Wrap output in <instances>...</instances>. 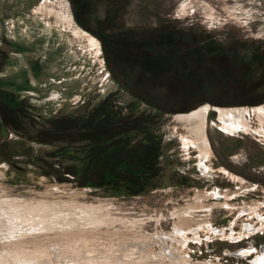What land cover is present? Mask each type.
I'll return each mask as SVG.
<instances>
[{
    "label": "rangeland",
    "instance_id": "374dc122",
    "mask_svg": "<svg viewBox=\"0 0 264 264\" xmlns=\"http://www.w3.org/2000/svg\"><path fill=\"white\" fill-rule=\"evenodd\" d=\"M62 1L73 14L71 0H0V264H251L264 250V120L251 111L246 130L226 133L213 108L210 168L202 170L198 149L183 140L194 122L176 114L203 102L264 101V82L253 83L264 76L261 56L244 58L255 70L249 82H226L215 74L214 42L203 39L222 29L249 33L250 49L259 50L264 0H84L94 29L115 37L140 30L141 38L157 31L164 40L170 32L183 41L157 49L140 42L138 58L122 56L114 71L95 33H74L57 17ZM159 49L173 61L148 68ZM54 202L97 204L103 219L59 222L45 210ZM189 205L193 216L183 212ZM181 221L184 247L153 236ZM136 240L159 254L163 243L181 246L186 257L125 258Z\"/></svg>",
    "mask_w": 264,
    "mask_h": 264
},
{
    "label": "bare ground",
    "instance_id": "6f19581e",
    "mask_svg": "<svg viewBox=\"0 0 264 264\" xmlns=\"http://www.w3.org/2000/svg\"><path fill=\"white\" fill-rule=\"evenodd\" d=\"M63 6L59 8V10H56L55 13L57 17L60 19V21L63 23L65 27H68L70 30H72L74 33L78 34H89L88 31L83 29L81 26H79L73 16V14L70 12L68 5L63 4L64 2H60ZM42 8H46V4H41ZM60 5V4H59ZM98 39V38H97ZM94 37H91V41L93 44L99 46V39L97 40ZM215 109L218 120L217 122L221 125V127L224 129L226 133H234V132H240L241 130H246L248 126L251 124V121L249 120V116H251V111L255 112L258 117H260L262 120H264V103L257 105V106H233V107H221V106H212L209 102H205L197 106L196 108L187 111V112H180L176 114V117L179 120H187V121H193V123H190L188 129L189 134L183 135V140L185 142V146L191 148V146L195 147L199 151V165L202 170H208L209 164L207 162L209 156L211 155V145L210 140L207 134V126L206 122L208 121V115H210L211 110ZM216 123V122H215ZM213 154V153H212ZM216 195H220L219 191L215 193ZM65 204H57L49 203L47 208L45 209L46 212H48L51 216L56 218L59 222H63L65 224H88L95 222L96 220L103 219V216L98 214L99 210H101V207L99 205H88L84 204L78 207H72L70 209H67ZM194 205V204H193ZM205 204H201L199 206H204ZM191 205L188 206L187 210H184L183 212H188L189 216H193L191 213ZM194 208V207H193ZM183 212L179 213V216L182 218L181 220H189L190 218L183 214ZM260 217V216H259ZM181 221L180 223H175L172 232L171 233H163L161 235H153L156 237L162 238V241H166L169 238L171 240H177L182 244V247L185 246V243H187V240H181L179 239L180 236H186L187 229L183 226ZM255 225L249 224L247 226V229L250 231H253V228ZM197 227L195 228V230ZM254 231H256L254 229ZM253 231V232H254ZM155 238L153 237V241ZM163 243V242H162ZM152 242H146L145 240H136L134 242L129 243L127 248L123 250L122 255L125 258H133L137 256H153L158 257H173L176 259H182L186 257L185 254L182 253L180 250L181 246H176L174 244H165L163 243L162 249L160 254L152 248ZM254 247H248V248H241L240 251H237V255H246L251 252H253ZM264 249V248H263ZM251 264H264V250L262 253L255 256L252 260Z\"/></svg>",
    "mask_w": 264,
    "mask_h": 264
},
{
    "label": "trees",
    "instance_id": "16d2710c",
    "mask_svg": "<svg viewBox=\"0 0 264 264\" xmlns=\"http://www.w3.org/2000/svg\"><path fill=\"white\" fill-rule=\"evenodd\" d=\"M71 1L73 2V14H74V18L76 19L77 24L79 26H81L83 29L85 28V30L88 29L92 33H95L102 40L103 53H104V57L106 59V63L108 65V67L113 71L117 68L118 59H121L122 56H124V59H126V60L138 58L134 54V52H135L134 48H138L140 46V42L144 45H147V43H148V45L154 44V49L155 48L157 49V47H155V46L158 44H159V46H161L162 44L170 45L168 43L173 42V44H172L173 46L175 44H179L181 46V43L183 42V41H180V39L178 40L177 36H176V38H177L176 39L173 36V34H171L170 32H167L165 35H163V36H165V40L162 38H158V36L161 37L160 36L161 33H157V31L153 32V36H151L152 34H150V33L143 35V37H142L143 39H142L140 30H139V33H137V31L135 32L133 29L132 30L130 29L127 32L129 33L132 31V32H135L134 34H126L125 36H124V34H122V35L115 37L114 35H111V33L106 32L105 29H103L104 27H100V29L99 28L94 29L93 27L90 26L89 15L86 13V10H85V7L89 6L88 1H84V0H71ZM108 21H110V18L108 19ZM109 26L113 27L112 23L110 25L108 22V27ZM127 35H129V37H127ZM180 38H181V35H180ZM175 46H177V45H175ZM197 47L198 46H195V48H197ZM198 49H200V48L198 47ZM161 51H162V49H159L158 51L155 50L156 54L153 55V61H152V59H150L148 57L146 58V59H148V62H149V64H147L148 68H151V66H152L151 64H153L152 68H154V69H156V68L158 69V68H162V67L164 68L165 64H167V67H169V64H171V62L173 60L172 59H170V60L164 59V57L161 56L162 55ZM179 51H180V47H178L177 51H175V52H176L177 57H178V55H181V57H178V59H177V61H179L178 66H181L184 62L183 60L185 58L184 57L185 55L183 52H179ZM175 52H173V53L175 54ZM122 59H123V57H122ZM209 60H212V59L209 58ZM210 63L211 64H209L207 66L213 67L214 64L212 62H210ZM219 70L220 71L215 73V74H219V76H220L219 78L225 81L226 79L224 78V76L227 73L224 74L223 72L226 69L223 68V69H219ZM228 75L229 74H227L226 76H228ZM258 82L261 83V81H258V80H256L253 83L258 85L259 84ZM262 82H264V81H262ZM250 98H252V97H250ZM203 103H205V102H203ZM216 103H218V102L212 101V104H214L215 106L217 105ZM262 103H264V101H262L261 103H258V104L252 103V104H247V105L254 106V105H260ZM234 105H240V104H233L232 106H234ZM217 106H220V105H217ZM87 121L88 122H86V124L89 123V119ZM57 122H59L62 125L67 124V125L71 126V123H74V120L71 119L70 121L68 120L66 122L58 120Z\"/></svg>",
    "mask_w": 264,
    "mask_h": 264
},
{
    "label": "flooded vegetation",
    "instance_id": "af4514ba",
    "mask_svg": "<svg viewBox=\"0 0 264 264\" xmlns=\"http://www.w3.org/2000/svg\"><path fill=\"white\" fill-rule=\"evenodd\" d=\"M187 30L192 32L195 30L194 25H188ZM225 29L220 30L216 36H212L210 31H207L206 36L203 38L206 43L214 42L217 52H214L212 55L215 58L214 61L218 65L219 69H226L223 73L229 74L224 76L225 81L228 82H249V77L253 79L252 71L248 65L246 57H253L252 52L260 55V59L264 62V41L259 45V50L250 49V40H253L254 37L247 35H237L233 32L230 34L229 31H224ZM228 30V29H227ZM230 30V29H229ZM237 32V30H235ZM206 32V31H205ZM233 42H240L239 46L236 48L233 45ZM204 44H201L200 49H203ZM207 49H210L208 47ZM252 66V65H251ZM253 68V66H252ZM241 70V71H240ZM237 72L244 73L243 76H237ZM250 75V76H248ZM257 77V78H256ZM255 79L258 81H264V76H256ZM250 81H253V80Z\"/></svg>",
    "mask_w": 264,
    "mask_h": 264
},
{
    "label": "water",
    "instance_id": "95a60500",
    "mask_svg": "<svg viewBox=\"0 0 264 264\" xmlns=\"http://www.w3.org/2000/svg\"><path fill=\"white\" fill-rule=\"evenodd\" d=\"M214 106V104H212Z\"/></svg>",
    "mask_w": 264,
    "mask_h": 264
}]
</instances>
